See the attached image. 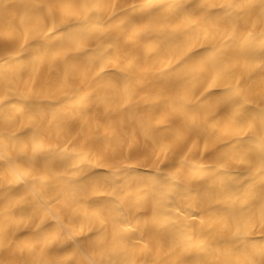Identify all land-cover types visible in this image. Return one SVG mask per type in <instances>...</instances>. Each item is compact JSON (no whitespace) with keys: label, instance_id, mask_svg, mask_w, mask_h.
Instances as JSON below:
<instances>
[{"label":"bare ground","instance_id":"6f19581e","mask_svg":"<svg viewBox=\"0 0 264 264\" xmlns=\"http://www.w3.org/2000/svg\"><path fill=\"white\" fill-rule=\"evenodd\" d=\"M0 264H264V0H0Z\"/></svg>","mask_w":264,"mask_h":264}]
</instances>
